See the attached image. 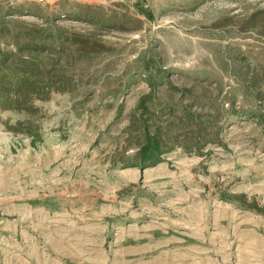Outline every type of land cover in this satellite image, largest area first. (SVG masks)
<instances>
[{"label":"rangeland","instance_id":"374dc122","mask_svg":"<svg viewBox=\"0 0 264 264\" xmlns=\"http://www.w3.org/2000/svg\"><path fill=\"white\" fill-rule=\"evenodd\" d=\"M0 3L90 39L67 89L0 107V264H264V129L239 111L264 109V0ZM147 131L164 159L131 165Z\"/></svg>","mask_w":264,"mask_h":264},{"label":"trees","instance_id":"16d2710c","mask_svg":"<svg viewBox=\"0 0 264 264\" xmlns=\"http://www.w3.org/2000/svg\"><path fill=\"white\" fill-rule=\"evenodd\" d=\"M141 10L148 13L147 9ZM25 13L40 16L42 21L21 19L19 15ZM63 14L73 18L67 12ZM88 15H91L90 11ZM87 17L86 20L95 21L90 16ZM74 19H83V16L79 13ZM68 29L66 25L56 22L51 12L44 16L29 7L17 6L13 9L0 3L1 108L32 112L38 109V99H47L54 91L67 89L72 77L61 63L66 65L65 57L80 52L90 42L88 37L71 34ZM156 80V75L152 74V84ZM145 101L146 97L142 98L140 107H146ZM239 111H243L244 115L254 116L264 129V109L241 108ZM12 130L24 133L34 141L42 139L41 133L31 124L22 125V128L12 126ZM166 151L158 132L147 131L146 139L139 144L129 161L131 165L144 168L161 162Z\"/></svg>","mask_w":264,"mask_h":264},{"label":"built area","instance_id":"2783aa9c","mask_svg":"<svg viewBox=\"0 0 264 264\" xmlns=\"http://www.w3.org/2000/svg\"><path fill=\"white\" fill-rule=\"evenodd\" d=\"M37 1H41V2H43V1H45V0H37Z\"/></svg>","mask_w":264,"mask_h":264}]
</instances>
